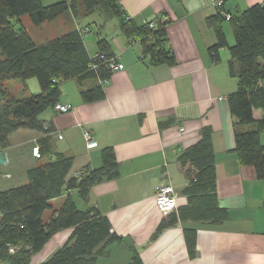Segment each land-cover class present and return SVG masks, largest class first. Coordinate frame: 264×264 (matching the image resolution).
Returning <instances> with one entry per match:
<instances>
[{"label": "crops", "instance_id": "1", "mask_svg": "<svg viewBox=\"0 0 264 264\" xmlns=\"http://www.w3.org/2000/svg\"><path fill=\"white\" fill-rule=\"evenodd\" d=\"M263 2L225 0L223 6L234 11ZM118 3L137 25L158 14L165 15L170 21L166 35L175 64H150L147 57H142L140 42L126 39L118 23L110 29L104 25L102 38L123 66L102 83L104 98L84 103L77 82L66 81L60 86L59 103L71 105L72 110L59 113L49 108L39 116L52 129L48 137L54 152L73 158L69 176L86 167L99 168L103 148L112 147L114 151L118 178L92 186L87 204L72 193L81 202L80 209L94 205L122 238V242L109 246L108 254L98 258L96 264H128L129 247L136 250L142 264H264V180L256 178L252 167L241 165L233 152L236 120L229 113L227 97L236 90L237 78L229 75L227 49L219 51L218 62H212L208 53L215 35L206 19L216 13V8L211 0H118ZM82 19L74 17L71 11L65 12L52 21L62 26L56 36L36 43L86 26L91 33L92 27ZM83 41L93 58L97 54V38L87 35ZM232 44L229 42L228 46ZM6 83L16 84L21 95L17 98L40 92L38 82L29 79ZM97 84H101L98 79L87 80L82 88ZM3 86L6 88L5 83ZM6 90L15 96L8 87ZM252 116L261 120L264 113L253 109ZM170 119V125L159 128L160 121ZM203 127L212 129L217 203L228 211V219L215 226L177 222L152 238L158 224L170 215H162L155 207V189L169 185L174 189L177 209L187 204V197L182 194L187 181L177 158L199 140ZM241 130L249 127L243 126ZM85 131L97 142L95 148H86ZM43 137L32 130H18L9 135L8 147L0 149L7 158L6 164L0 165V170H6L5 180L19 175L15 183L22 184L26 171L44 161L31 153L33 146H40ZM260 142L264 145V133ZM1 187L0 190L8 188L7 184ZM64 198L52 200L51 204L58 202V206L52 204L53 209ZM186 229L195 231L194 257L188 254ZM71 232L72 229L57 232L32 257L31 263L46 261Z\"/></svg>", "mask_w": 264, "mask_h": 264}, {"label": "trees", "instance_id": "2", "mask_svg": "<svg viewBox=\"0 0 264 264\" xmlns=\"http://www.w3.org/2000/svg\"><path fill=\"white\" fill-rule=\"evenodd\" d=\"M224 2L206 19L215 35L208 53L212 62H218L219 51L228 50V72L237 78L236 90L227 97L229 113L236 120L233 152L241 165L252 167L256 178L264 180V145L260 142L264 118L255 120L252 116L253 109L264 113V4L232 11L224 8ZM67 11L78 19L94 13L104 21L114 17L126 39L140 42L142 57H147L150 64H175L166 35L170 21L163 14L137 25L123 13L118 0H61L47 5L42 0H0V149L8 147L9 135L18 130L44 135L38 147L44 161L26 171L24 183L0 190V264H32V257L57 232L67 229L72 232L66 242L39 264H96L98 258L108 254L109 246L122 242L94 205L80 209L72 196L75 192L87 204L92 186L118 178L119 166L112 147L101 150L99 168L86 167L69 176L73 158L54 152L48 137L52 129L39 118L59 103L62 83L75 80L82 102L91 103L104 98L102 83L111 75L102 61L89 57L82 28L37 44L20 22V17L26 15L33 25L40 26ZM221 12L228 13L230 19L225 20ZM223 23L231 30V46ZM96 46L97 53L114 56L105 38L97 36ZM91 64L96 68L92 69ZM30 78L36 79L40 92L27 97L12 96L3 86ZM92 79L101 84L82 88L84 81ZM171 123V119L160 121L158 126L161 129ZM243 126L249 130H241ZM199 133V140L177 158L187 181L182 190L187 204L162 220L152 238L177 222L215 226L228 219V211L217 203L212 129L203 127ZM62 196V204L53 209L51 201ZM48 210L51 216L44 221L42 217ZM184 239L189 256L194 257L195 231L184 230ZM129 249L128 264H142L136 250Z\"/></svg>", "mask_w": 264, "mask_h": 264}, {"label": "rangeland", "instance_id": "3", "mask_svg": "<svg viewBox=\"0 0 264 264\" xmlns=\"http://www.w3.org/2000/svg\"><path fill=\"white\" fill-rule=\"evenodd\" d=\"M57 1H60V0H42V2L44 4H51V3H54ZM20 19H21L20 22H21L22 26L27 28V30L30 32V34H31V36L35 42H42L43 40H45L48 37L56 36L58 30L62 27L60 25H57L58 22L52 23V21L51 22H45V24H43V26H35L32 24L30 18L26 15L21 16ZM83 23L90 25L92 27V32L87 34V35L91 38L96 39L97 36H99V37L103 36L102 35L103 31L101 30L102 26L105 25L106 29H108V28L110 29L111 25H113V24L115 25L117 23V21L114 17L110 18V20L108 19L107 21H104L103 18L98 16V14L94 13V14H89V15L85 16ZM223 28H224V32L227 36V39H226L227 43L228 44H229V42L233 43V41H234L233 36H232L231 30H230L229 26L227 25V23H225L223 25ZM87 35H84V37H87ZM29 80L35 81V83H37L35 78H30ZM12 82L13 83H20V80H12ZM15 86H16V84L13 85V84L5 83V87L6 88L8 87V89H10L12 92H15L14 94L16 97H21V95L18 92V89ZM5 173H6V170H0V188H2L1 185H3V184H7L8 187H12V186H16L17 184H21V183H15L17 178H19V175L14 176L12 179L5 180L4 179ZM74 201L76 202L77 207L81 208V202L78 200V198L74 197ZM52 204L55 206H58V202H54ZM50 215H51V211H49V210L45 211L42 219L44 221H47L49 219Z\"/></svg>", "mask_w": 264, "mask_h": 264}, {"label": "built area", "instance_id": "4", "mask_svg": "<svg viewBox=\"0 0 264 264\" xmlns=\"http://www.w3.org/2000/svg\"><path fill=\"white\" fill-rule=\"evenodd\" d=\"M213 6L216 10H219L220 6L222 5V0H211ZM264 4V2H263ZM221 15L224 17L225 20L230 19V15L225 12H221ZM82 32L88 34L90 29L88 27L82 28ZM98 59L104 63L110 73L119 71L122 69V64L118 62L115 56L107 57L105 54L97 53L92 60ZM92 69L96 68L95 64H91ZM53 110L59 113H64L72 110V106L69 104L57 103L53 107ZM83 138L86 143L87 149H92L97 146V142L93 139L91 134L87 131L83 133ZM32 156L39 157V151L37 146H33L31 149ZM154 203L157 210L162 215H169L177 211V200L174 194V189L169 185H160L156 187L154 193Z\"/></svg>", "mask_w": 264, "mask_h": 264}, {"label": "water", "instance_id": "5", "mask_svg": "<svg viewBox=\"0 0 264 264\" xmlns=\"http://www.w3.org/2000/svg\"><path fill=\"white\" fill-rule=\"evenodd\" d=\"M7 162L6 154L4 150L0 151V165H5Z\"/></svg>", "mask_w": 264, "mask_h": 264}]
</instances>
